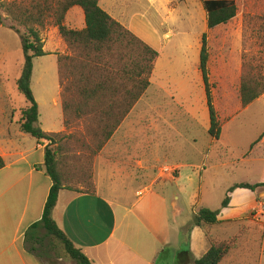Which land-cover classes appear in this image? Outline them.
Wrapping results in <instances>:
<instances>
[{
	"label": "rangeland",
	"instance_id": "1",
	"mask_svg": "<svg viewBox=\"0 0 264 264\" xmlns=\"http://www.w3.org/2000/svg\"><path fill=\"white\" fill-rule=\"evenodd\" d=\"M125 1L111 0L113 8L109 10L116 16L123 12L120 20L127 25L134 13L140 14L132 21L133 32L158 50L159 57L150 86L109 140L101 145L105 122L99 110L82 117L69 111L65 117L69 125L65 126L60 87L57 93L58 59L72 56L74 51L52 17L43 27L37 26L47 54L34 59L31 87L40 105L42 128L57 131L53 132L55 143L50 147L57 154L65 183L92 191L97 190V182H108V196L115 201L120 220L126 212L128 221H137L138 217L155 219L161 228L168 230L169 226L166 236L173 242L180 225L191 218L193 222L195 207L220 209L226 196L231 201L232 193L238 190L229 192L235 184L264 182V140L247 156L264 133V95L239 111L243 74L250 69L264 79V0H236L238 13L225 26L227 31L206 34L210 90L220 123L227 120L222 124L223 137L219 141L229 146L225 152L217 145L210 148L211 117L200 70L205 9L199 0H159L157 13L148 12L146 1L129 0L127 7ZM191 14L194 19H189ZM52 48L55 51L49 52ZM117 48L124 55L129 52ZM70 62L63 60L61 67L66 71ZM25 65L26 53L18 32L0 28V108L9 110L7 118L15 114V122L28 105L18 88ZM78 98L80 95L72 92L67 100ZM233 114L237 115L228 120ZM106 144L108 181L100 180L95 172V161L107 154L106 150L103 153ZM257 192L264 198V188ZM239 201L245 203L244 198ZM239 209H231L224 216H236ZM248 219L254 222L239 218L223 221L213 229L216 241L233 244L220 264H264V210H252ZM139 227L146 229L143 224ZM161 233L164 235L163 230ZM50 241L52 238L45 242L44 258L51 264H77L63 251L58 255L48 249ZM176 243L162 245L163 264L177 260Z\"/></svg>",
	"mask_w": 264,
	"mask_h": 264
},
{
	"label": "trees",
	"instance_id": "2",
	"mask_svg": "<svg viewBox=\"0 0 264 264\" xmlns=\"http://www.w3.org/2000/svg\"><path fill=\"white\" fill-rule=\"evenodd\" d=\"M203 5L208 13L210 29L228 24L238 13L236 0H203ZM75 6L81 7L85 15V27L82 29H73L66 24L68 12ZM51 17L58 26L60 35L74 51L72 56H60L58 59L65 126L69 125L68 119L65 118L69 111L82 117L91 111L99 110L102 115L101 120L105 122L102 128L104 138L101 145L112 137L123 119L150 86V77L159 52L105 11L100 6V0H0V24L18 32L26 53L24 75L18 82V88L28 102L21 114V129L39 141L49 142L45 149V165L52 179V186L42 219L26 232L27 248L44 257L47 251L45 242L52 238L48 249L55 251L58 255L63 251L77 264H93L83 250L78 248L59 227L52 216L60 192L67 188V184L64 173L60 169L57 154L50 147L55 143L56 133L46 132L41 127L40 108L31 87L34 59L47 54L44 49V40L37 26L43 27L45 20ZM117 47L129 49L128 54L124 55L120 50L117 51ZM209 56L207 35L204 34L200 70L211 117L209 133L215 139H219L221 123L210 90ZM125 58H128V61H125ZM63 60H71L66 71L61 67ZM72 92L80 95L77 101L67 100ZM262 95H264V79L254 75L248 69L241 81L242 108H246ZM263 138L264 133L252 147ZM4 166L5 161L0 157V169ZM236 188H247L257 192L259 188H264V182H240L232 186L229 192ZM73 190L80 193L96 194L97 192L95 188L92 191L77 188ZM262 199L264 198L258 196V200ZM229 203L230 196L227 195L221 208H226ZM221 208L216 210L207 207L199 208L194 215L193 222L182 233L189 242H184L177 250V260L173 264L221 263L233 247L231 241H211L209 250L199 259L194 258L190 244L192 228L199 226L207 230V227L219 223L218 216ZM159 256L155 264H163L161 253Z\"/></svg>",
	"mask_w": 264,
	"mask_h": 264
},
{
	"label": "crops",
	"instance_id": "3",
	"mask_svg": "<svg viewBox=\"0 0 264 264\" xmlns=\"http://www.w3.org/2000/svg\"><path fill=\"white\" fill-rule=\"evenodd\" d=\"M137 1H146L148 12L154 10L158 13L156 4L159 0ZM128 3L129 0H126V7ZM199 4L205 9L203 0H199ZM100 6L113 18L133 31L132 21L140 14L134 13L131 16L130 24L127 25L120 20V17L124 15L123 12L116 16L109 10L113 8L111 0H100ZM79 8L81 7L75 6L67 14L66 24L70 28L82 29L85 27V15L82 8ZM203 16L206 25L205 34L210 31L212 34L227 31L225 30L227 24L212 29L208 27L206 9ZM194 18L195 16L191 14L189 19ZM2 27L4 26L0 24V28ZM222 35H225V33ZM51 51L55 50L52 48L49 52ZM59 87L58 85V95L60 93ZM53 100L55 105L58 106L56 98ZM246 108H241L239 111ZM7 113H9V110L7 112L0 108V157L5 161V166L0 169V264H51L47 258L31 252L27 248L25 237L28 229L42 219L52 186V179L48 175L45 165V149L48 142L39 141L22 131L21 116L19 115L18 121L15 122V114L7 118L5 116ZM233 115L228 120H232L237 114ZM222 124L220 138L215 139L212 137L210 148L217 145L219 150L225 152L229 146L219 144L223 137ZM43 129L46 132H57L44 127ZM263 140L264 138L260 142H263ZM257 144L251 146L247 156L253 151L255 152ZM105 150L107 154L102 156V162L101 156V159L96 158L95 172L100 180L108 181V144H106L103 153ZM208 152L211 153L212 149ZM111 164L113 165V163ZM111 171L113 174V169ZM74 188L76 187L67 185V188L60 192L52 216L59 227L78 248L83 250L93 264H155L162 245L171 246L172 243L177 242L178 250L184 242H189L186 237H183L182 233L186 225L192 221V218L189 220L190 222L180 225L179 230L176 232L178 237L174 236V240L171 242L169 236H166V232H170L169 226L168 230L165 227L161 228V224H158L155 219L144 220L138 217L137 221H128L125 219V217L127 218L126 212L124 213V219L120 220L116 203L113 198L108 196V182L104 185L97 182L96 194L80 193L73 190ZM237 189L232 193L228 207L221 210L218 216L219 223L210 228L207 227V230L199 226L192 228L190 244L194 258L199 259L207 253L210 242L216 241L212 235L213 229L223 224V221L230 222L245 218L246 222L251 224L254 221L248 219V216L252 210L256 208L260 211L264 210V202L258 200V196H260L258 192H253L247 188ZM241 198L245 199V203H240ZM201 207L204 206L195 207L193 213H196ZM234 208H240L237 210L236 216H224ZM244 215L246 216L243 217ZM142 224L145 226V230L139 227ZM162 230L164 235L161 233Z\"/></svg>",
	"mask_w": 264,
	"mask_h": 264
}]
</instances>
